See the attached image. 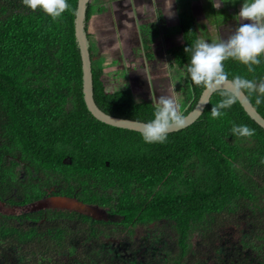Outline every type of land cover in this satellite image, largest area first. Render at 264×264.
Segmentation results:
<instances>
[{"label": "trees", "instance_id": "trees-1", "mask_svg": "<svg viewBox=\"0 0 264 264\" xmlns=\"http://www.w3.org/2000/svg\"><path fill=\"white\" fill-rule=\"evenodd\" d=\"M68 3L53 20L22 0H0V264H264V130L238 101L213 118L220 93L163 144L97 121L82 95L77 0ZM180 30L174 55L186 68L194 19L180 16ZM89 52L97 107L153 119L152 101L105 89ZM224 67L229 79H264V58L251 73L234 60ZM183 92L185 116L202 93L187 68ZM244 94L264 118V103ZM234 124L255 134L235 137ZM115 223L127 238L109 232ZM138 227L148 234L132 239Z\"/></svg>", "mask_w": 264, "mask_h": 264}, {"label": "crops", "instance_id": "crops-1", "mask_svg": "<svg viewBox=\"0 0 264 264\" xmlns=\"http://www.w3.org/2000/svg\"><path fill=\"white\" fill-rule=\"evenodd\" d=\"M218 2L222 5L215 8ZM88 4L89 48L91 39L94 68L105 89L106 85L111 87L108 92L129 88L138 100L155 105L160 96L182 104L186 68L174 55L183 44L180 16L194 19L197 40H201L199 29L208 26L211 43L226 40L240 23H249L236 17L243 0H89ZM216 12L225 15L219 28L206 20ZM184 105L178 107L180 112Z\"/></svg>", "mask_w": 264, "mask_h": 264}, {"label": "clouds", "instance_id": "clouds-1", "mask_svg": "<svg viewBox=\"0 0 264 264\" xmlns=\"http://www.w3.org/2000/svg\"><path fill=\"white\" fill-rule=\"evenodd\" d=\"M24 6L30 10L44 12L53 20L60 18L70 5L68 0H22ZM222 3L213 5L220 8ZM240 23L232 34L218 43L206 40H197L185 49L191 54L187 64V74L190 80L202 87L204 96L211 97L220 93L222 99L211 109V116L219 118L223 109L230 108L238 100L244 98V90L249 94H256V104L264 103V79L250 80L246 77L235 76L229 79L225 71L224 62L238 61L247 67L248 72H254L255 67L262 63L264 58V0H243L242 7L237 14ZM227 86V87H225ZM207 102V101H205ZM187 126L186 117L178 110L177 102L166 96L156 99L153 119L140 122L139 132L144 143L163 144L173 131ZM235 137H251L255 130L247 125H233L231 129Z\"/></svg>", "mask_w": 264, "mask_h": 264}, {"label": "water", "instance_id": "water-1", "mask_svg": "<svg viewBox=\"0 0 264 264\" xmlns=\"http://www.w3.org/2000/svg\"><path fill=\"white\" fill-rule=\"evenodd\" d=\"M88 3L89 0H77L76 10L74 14V21H73L75 43L78 48L80 60H81L82 95H83V101L85 107L93 118H95L97 121L103 124L118 129H124L128 131L140 133L138 127L140 122L107 115L97 107L93 99L92 67H91V59L89 52V41L85 30L86 10ZM243 96L244 98L247 99L244 93ZM210 98L211 97L204 96L202 91L200 98L197 104L195 105L194 109L185 115L187 119L186 127L193 124L200 117L206 105L209 103ZM247 101L248 102L245 103V100L241 99L238 100V103L243 108L244 112L249 116V118L252 119L259 127H261L264 130V118L256 111V109L253 107V105L250 103L248 99ZM173 132H177V131H173Z\"/></svg>", "mask_w": 264, "mask_h": 264}, {"label": "rangeland", "instance_id": "rangeland-1", "mask_svg": "<svg viewBox=\"0 0 264 264\" xmlns=\"http://www.w3.org/2000/svg\"><path fill=\"white\" fill-rule=\"evenodd\" d=\"M224 13L223 12H216L215 15H209L207 17V24H212L211 21L213 20L214 22H216V26L221 27L223 25L224 22H222L225 18H224ZM205 27V30L201 27L198 31V33L201 35V39L203 40H206L208 42L211 43V37L210 35H212V33L208 30V26H204ZM204 30V31H203ZM214 35V33H213ZM90 45H91V54H93V42L92 40L90 39ZM93 67H96V63L95 61L93 60ZM106 90H111V87H108L106 85ZM183 89H184V85H183ZM182 93V96H181V101H182V104L184 105V95H183V91L181 92ZM181 104V105H182ZM181 105L179 104L178 107L181 108ZM186 105V104H185ZM185 105L183 107L182 110H184L185 108ZM102 216H105L104 214H102ZM120 219L118 217H115L114 219H112V221L114 222H118ZM158 226V230L156 232V234H159L160 230V227L161 225H157ZM108 228H109V232L112 233L113 235H116L118 236L119 238H127L129 236L128 232L126 231V229L124 228V226L122 227L121 225L118 226V223H115V224H112V225H108ZM149 228L151 229L150 231H154L155 228L149 226ZM148 231L146 227H138V228H135L134 229V233L135 235L131 236L132 239H137V236H143L145 237V235L148 234ZM198 237H197V234H195L193 237H192V242L194 243L195 241H197Z\"/></svg>", "mask_w": 264, "mask_h": 264}]
</instances>
